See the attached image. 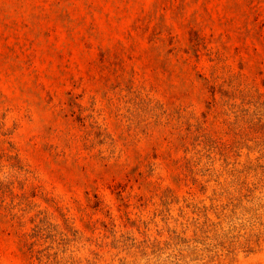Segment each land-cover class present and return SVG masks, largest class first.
<instances>
[{
    "label": "rangeland",
    "instance_id": "374dc122",
    "mask_svg": "<svg viewBox=\"0 0 264 264\" xmlns=\"http://www.w3.org/2000/svg\"><path fill=\"white\" fill-rule=\"evenodd\" d=\"M0 264H264V0H0Z\"/></svg>",
    "mask_w": 264,
    "mask_h": 264
}]
</instances>
